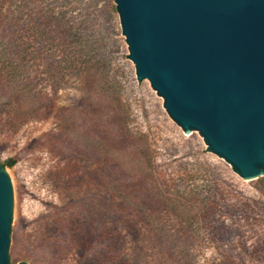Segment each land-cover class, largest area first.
Masks as SVG:
<instances>
[{
    "label": "rangeland",
    "instance_id": "obj_1",
    "mask_svg": "<svg viewBox=\"0 0 264 264\" xmlns=\"http://www.w3.org/2000/svg\"><path fill=\"white\" fill-rule=\"evenodd\" d=\"M44 9L97 29L103 73L97 60L81 80L74 73L61 86L45 74L33 81L37 97L23 96L20 106L22 80L14 64L0 63V166L14 190L10 258L264 264V176L241 177L199 131L169 115L148 79L139 81L115 1L0 0V44L5 30L15 31L5 44H32L31 18Z\"/></svg>",
    "mask_w": 264,
    "mask_h": 264
},
{
    "label": "water",
    "instance_id": "obj_2",
    "mask_svg": "<svg viewBox=\"0 0 264 264\" xmlns=\"http://www.w3.org/2000/svg\"><path fill=\"white\" fill-rule=\"evenodd\" d=\"M114 1L139 81L241 177L264 176V0ZM13 210L0 166V264H31L10 258Z\"/></svg>",
    "mask_w": 264,
    "mask_h": 264
},
{
    "label": "trees",
    "instance_id": "obj_3",
    "mask_svg": "<svg viewBox=\"0 0 264 264\" xmlns=\"http://www.w3.org/2000/svg\"><path fill=\"white\" fill-rule=\"evenodd\" d=\"M64 3H60L63 5ZM53 10H41L37 17H32V25L28 28L29 33L34 36L32 44H26L24 41L15 43V40L5 44L4 40L9 33L6 30L2 32V44H0V63L3 67L5 64L15 65V75L18 76L22 83L16 89L18 105L22 106L21 98L25 96L27 100L37 97L38 89L33 87L34 80L44 77L45 74L49 78H57L60 86L66 77L76 74L81 80L82 77L90 73V67H98L96 73H103V67L99 63L100 54L96 50L95 44L92 42L97 29H92L84 23L80 25L70 24L66 18V12L62 11L58 17L54 16ZM52 34L57 35V39ZM72 36L75 43L72 47L65 45V40ZM25 37L19 34V38ZM49 39L59 40L57 47H48ZM72 49V58L66 59V50ZM46 59V60H43ZM36 68V69H34ZM43 79V78H42ZM5 78L0 71V89L4 90ZM9 165L16 164V159H9Z\"/></svg>",
    "mask_w": 264,
    "mask_h": 264
}]
</instances>
